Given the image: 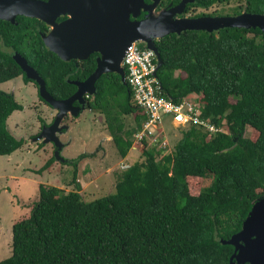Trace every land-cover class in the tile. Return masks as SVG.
<instances>
[{"label": "trees", "instance_id": "16d2710c", "mask_svg": "<svg viewBox=\"0 0 264 264\" xmlns=\"http://www.w3.org/2000/svg\"><path fill=\"white\" fill-rule=\"evenodd\" d=\"M232 2L234 14H264V0L199 5ZM5 25L0 33L7 45L39 72L57 100L75 93L69 81L84 80L96 69L94 60L73 67L44 50L31 29ZM156 45L163 60L157 73L162 94L175 102L196 99L201 117L223 131L191 124L180 129L174 149L168 138L165 150L144 142L137 147L140 159L120 166L115 192L93 201L85 200L78 171L75 190L41 184L31 215L13 225L12 255L0 264H230L234 249L222 240L241 230L252 203L264 197V32L186 31ZM19 75L30 81L0 49V83ZM96 90L87 107L105 115L124 159L147 116L118 74L102 75ZM22 110L15 96L0 90V156L25 145L7 126ZM126 117L133 118L129 127Z\"/></svg>", "mask_w": 264, "mask_h": 264}, {"label": "rangeland", "instance_id": "374dc122", "mask_svg": "<svg viewBox=\"0 0 264 264\" xmlns=\"http://www.w3.org/2000/svg\"><path fill=\"white\" fill-rule=\"evenodd\" d=\"M236 6L237 3L232 2L212 9L228 12L234 11ZM37 86L35 82L25 81L22 75L0 83V90L13 94L24 106V110L15 111L10 116L7 126L17 139L25 140L22 149L0 156V261L12 255L13 225L31 215L40 196L41 184L57 186L67 192L75 190L73 178L78 171L84 198L93 201L115 192L117 175L124 161L132 164L140 159V150L133 147L123 159L107 128L105 115L86 110L77 119L63 120L62 125L69 126L60 135L65 145L60 155L66 162H59L54 144L39 140L42 120L52 123L56 111L41 98ZM125 123L129 127L133 118L126 117ZM163 129L171 149H174L182 137L181 130L174 128L170 120L165 121ZM250 132L251 129L247 128L246 135L249 136Z\"/></svg>", "mask_w": 264, "mask_h": 264}, {"label": "water", "instance_id": "95a60500", "mask_svg": "<svg viewBox=\"0 0 264 264\" xmlns=\"http://www.w3.org/2000/svg\"><path fill=\"white\" fill-rule=\"evenodd\" d=\"M158 0H156V3ZM130 2H127V4ZM156 3L152 7H145L144 0H133L132 6L140 9L144 6L149 13L146 18L141 21H131L130 12H134L133 8L126 7L125 25L126 32L117 50L102 51L101 59L97 61V67L94 72L85 81L73 82L77 87V91L71 97L64 100H57L47 90V84L39 72L31 66L28 61L20 54L15 53L13 56L25 76L38 85L41 98L56 111L54 121L49 125H44L39 135V140L44 144H54L55 156L59 162L66 160L61 157L60 153L65 145L60 140V135L69 129L68 125H62L67 115L78 117L88 107L86 95L96 94V83L106 73H115L121 77V82L126 83V73L122 66L126 50L135 42L143 43L146 48L153 50L158 59L157 72L163 65V60L156 45V42L171 34L181 35L186 31H206L210 34L219 32L224 29H260L264 32V14L251 13L244 11L240 14L230 16H201L192 19L172 20L170 12H164L160 17L153 14ZM33 15L32 13H29ZM1 17V16H0ZM13 22V21H12ZM53 44L55 36L52 33L48 38ZM50 46V44H48ZM55 52V49L50 46ZM82 54V53H81ZM74 54L73 57L85 59L87 55ZM90 54V53H89ZM88 54V55H89ZM162 90V87H161ZM75 103H78L76 105ZM225 245H231L234 249L230 257V264H264V197L254 201L252 207L243 221L241 230L229 240H222Z\"/></svg>", "mask_w": 264, "mask_h": 264}, {"label": "flooded vegetation", "instance_id": "af4514ba", "mask_svg": "<svg viewBox=\"0 0 264 264\" xmlns=\"http://www.w3.org/2000/svg\"><path fill=\"white\" fill-rule=\"evenodd\" d=\"M144 1L145 7L148 6L147 8L156 3V0ZM200 1L158 0L155 8L151 11L159 17L164 12H170L172 20L192 19L201 16L236 15L231 10L224 12L212 9L213 7L202 8L199 5ZM127 2H130L128 3L130 9L135 10V14L130 12L131 21H141L146 18L149 11L144 6H141L140 9L136 5L132 6L133 0H0V28L9 24L31 29L40 37L44 50L54 53L50 49L52 46L58 53L55 54L62 61L78 68L81 63L94 60L97 67V61L99 58L101 59L102 51L120 48L121 40L126 32ZM52 33L55 36L53 44L50 39L48 40ZM0 49L10 53L12 58L15 53L24 57L14 47L7 45L1 33ZM74 54L87 55V57L79 59L73 57ZM86 79H74L69 82L74 84L73 82H82ZM94 95L85 96L87 103ZM75 104L78 105V103ZM86 110L91 111L88 108ZM69 117L72 118L73 116L67 115L64 119L67 120ZM78 117L74 118L77 119ZM53 148L55 149V147Z\"/></svg>", "mask_w": 264, "mask_h": 264}, {"label": "built area", "instance_id": "2783aa9c", "mask_svg": "<svg viewBox=\"0 0 264 264\" xmlns=\"http://www.w3.org/2000/svg\"><path fill=\"white\" fill-rule=\"evenodd\" d=\"M122 66L126 73V83L133 93L134 104L147 116L143 128L134 137V149H138L144 142L158 149H167L168 141L160 133L166 120H170L176 129L196 124L209 132L223 131L201 117V106L196 99L185 98L175 102L162 94L161 83L156 76V53L143 43L135 42L126 50ZM127 166L124 161L122 167Z\"/></svg>", "mask_w": 264, "mask_h": 264}, {"label": "crops", "instance_id": "0c3cea01", "mask_svg": "<svg viewBox=\"0 0 264 264\" xmlns=\"http://www.w3.org/2000/svg\"><path fill=\"white\" fill-rule=\"evenodd\" d=\"M47 123H48V122H47ZM47 123H46V124H47ZM48 124H49V123H48ZM126 158H127V157H126ZM78 182H80V183H81V185H82V187H83V184H82L81 180H79V179H78Z\"/></svg>", "mask_w": 264, "mask_h": 264}]
</instances>
